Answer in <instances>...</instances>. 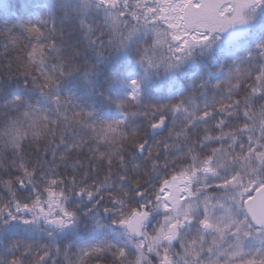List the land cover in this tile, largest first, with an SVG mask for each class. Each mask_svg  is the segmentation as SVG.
<instances>
[{
    "label": "snow or ice",
    "instance_id": "6c2138e0",
    "mask_svg": "<svg viewBox=\"0 0 264 264\" xmlns=\"http://www.w3.org/2000/svg\"><path fill=\"white\" fill-rule=\"evenodd\" d=\"M0 3V264H264V0Z\"/></svg>",
    "mask_w": 264,
    "mask_h": 264
},
{
    "label": "trees",
    "instance_id": "16d2710c",
    "mask_svg": "<svg viewBox=\"0 0 264 264\" xmlns=\"http://www.w3.org/2000/svg\"><path fill=\"white\" fill-rule=\"evenodd\" d=\"M4 2H6V0H4ZM37 2H42V0H37ZM3 6V3H0V7ZM37 11H42V9H37Z\"/></svg>",
    "mask_w": 264,
    "mask_h": 264
}]
</instances>
